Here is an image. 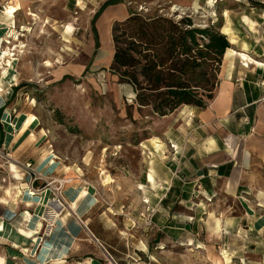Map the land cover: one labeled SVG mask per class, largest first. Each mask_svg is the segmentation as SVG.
Wrapping results in <instances>:
<instances>
[{"label":"rangeland","instance_id":"rangeland-1","mask_svg":"<svg viewBox=\"0 0 264 264\" xmlns=\"http://www.w3.org/2000/svg\"><path fill=\"white\" fill-rule=\"evenodd\" d=\"M106 1L0 0V15L12 20L7 38L0 39V63L11 59L16 74L11 97L39 120L62 169L72 168L83 184L93 186L96 230L90 232L112 260L97 246L98 258L107 264H264V230L247 226L253 216L238 214L230 199L198 195L223 184L203 176L186 151L196 143L188 130L198 125L191 106L162 117L139 109L132 87L110 70L112 27L130 12L189 17L196 26L213 23L222 32L264 3L121 0L94 21L95 48L91 21ZM108 10L115 16L100 22ZM239 31L238 45L246 39L240 26ZM232 63L233 71L239 59ZM227 64L223 58L218 79L236 78L226 75ZM231 210L235 214L227 213ZM77 221L84 229L80 217Z\"/></svg>","mask_w":264,"mask_h":264},{"label":"crops","instance_id":"crops-1","mask_svg":"<svg viewBox=\"0 0 264 264\" xmlns=\"http://www.w3.org/2000/svg\"><path fill=\"white\" fill-rule=\"evenodd\" d=\"M10 23L4 14L0 15V39L7 38ZM235 23L234 27H223L222 33L237 48L228 47L223 55L228 61L226 75L234 74L236 78L224 75L205 106H189L198 125L188 129L196 135V143L185 149L189 158L197 159L203 176H213L212 181L223 184V189L206 187L198 195L230 199L238 214L253 216L247 224L249 229L262 231L264 8L241 15ZM239 26L246 39L238 45ZM234 57L239 65L232 71ZM10 63L4 65L6 76L0 70V154L9 156V160L0 156V264H107L98 258L102 257L101 251L77 221L80 217L89 230H96L93 186L83 184L72 168L62 169L61 161L45 143V130L39 120H28L29 113L16 107L10 94L14 85L10 78L13 61ZM15 162L31 163L45 174L46 181H51L50 186L45 187L43 179L31 183L29 176L7 164ZM227 213L235 214L234 210Z\"/></svg>","mask_w":264,"mask_h":264},{"label":"trees","instance_id":"trees-1","mask_svg":"<svg viewBox=\"0 0 264 264\" xmlns=\"http://www.w3.org/2000/svg\"><path fill=\"white\" fill-rule=\"evenodd\" d=\"M120 1L107 0L94 14L95 48L94 21L106 6ZM111 39V72L132 87L133 103L139 109L160 117L182 106L203 107L213 98L229 47L225 34L213 23L199 27L189 17L176 20L138 12L116 20Z\"/></svg>","mask_w":264,"mask_h":264},{"label":"built area","instance_id":"built-area-1","mask_svg":"<svg viewBox=\"0 0 264 264\" xmlns=\"http://www.w3.org/2000/svg\"><path fill=\"white\" fill-rule=\"evenodd\" d=\"M0 156H4L7 160H9V156L8 154H0ZM8 166H15L17 167L19 170H21L23 172L24 175L29 176L30 178V182L33 183L36 179H43L45 181V187H49L51 184V181H46L43 177L45 176V174L36 171L31 163H24V164H20L18 162H15V165H11V163H7ZM17 165V166H16ZM8 169H11V168ZM66 182H70V180H66ZM57 203L59 205H62V202L57 199ZM85 232L90 236V238L94 241V243L103 251V253L107 256V258L109 260H112L111 255L109 254V252L107 251V249L104 247V245L90 232V230L83 225Z\"/></svg>","mask_w":264,"mask_h":264},{"label":"bare ground","instance_id":"bare-ground-1","mask_svg":"<svg viewBox=\"0 0 264 264\" xmlns=\"http://www.w3.org/2000/svg\"><path fill=\"white\" fill-rule=\"evenodd\" d=\"M114 16H115V14L113 13V10H108V11L103 15L102 20H99V21H100V22H101V21H109V20H111ZM6 17L9 19L10 22L12 21L10 17H8V16H6ZM97 23H98V22H97ZM224 30H226V29H224ZM7 42H8V41H7ZM229 52H230V51H229ZM230 53H231V52H230ZM3 55H5V52H3ZM244 58L246 59L247 57L244 56ZM10 60H11V59L7 60V63L9 64V66L11 65ZM4 65H5V63H4V64H3V63H0V70H2L3 75L6 76V75H7V71H6V68H5ZM46 66H47V67L51 66V63L48 62V61H46ZM10 78L13 79V80H16V74L13 73V75H10ZM30 119H34V115H30L28 120H30ZM148 176H149V178H150V175H148ZM112 181H113V180H112Z\"/></svg>","mask_w":264,"mask_h":264}]
</instances>
